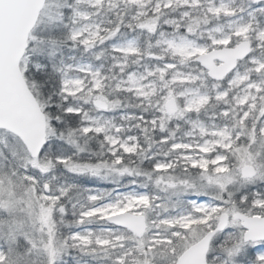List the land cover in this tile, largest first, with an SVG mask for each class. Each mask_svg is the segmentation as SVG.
Here are the masks:
<instances>
[{
	"label": "snow or ice",
	"instance_id": "6c2138e0",
	"mask_svg": "<svg viewBox=\"0 0 264 264\" xmlns=\"http://www.w3.org/2000/svg\"><path fill=\"white\" fill-rule=\"evenodd\" d=\"M0 264H264V0H0Z\"/></svg>",
	"mask_w": 264,
	"mask_h": 264
}]
</instances>
